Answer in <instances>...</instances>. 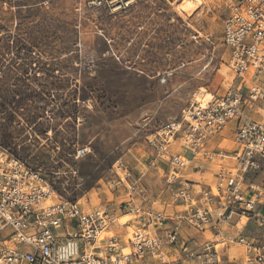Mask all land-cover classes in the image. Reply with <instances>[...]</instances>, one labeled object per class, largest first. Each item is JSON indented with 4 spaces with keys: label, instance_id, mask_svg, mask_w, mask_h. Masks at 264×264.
<instances>
[{
    "label": "rangeland",
    "instance_id": "rangeland-1",
    "mask_svg": "<svg viewBox=\"0 0 264 264\" xmlns=\"http://www.w3.org/2000/svg\"><path fill=\"white\" fill-rule=\"evenodd\" d=\"M184 1L0 6V147L86 209L118 212L128 183L137 181L153 208L183 213L165 190L167 168L149 140L179 118L195 92L240 85L226 64L225 10L201 1L189 15L178 8Z\"/></svg>",
    "mask_w": 264,
    "mask_h": 264
},
{
    "label": "built area",
    "instance_id": "built-area-1",
    "mask_svg": "<svg viewBox=\"0 0 264 264\" xmlns=\"http://www.w3.org/2000/svg\"><path fill=\"white\" fill-rule=\"evenodd\" d=\"M201 1L225 10L226 64L240 85L206 101L195 92L149 140L183 213L153 208L137 181L119 214L86 209L0 147V264H264V0Z\"/></svg>",
    "mask_w": 264,
    "mask_h": 264
},
{
    "label": "bare ground",
    "instance_id": "bare-ground-1",
    "mask_svg": "<svg viewBox=\"0 0 264 264\" xmlns=\"http://www.w3.org/2000/svg\"><path fill=\"white\" fill-rule=\"evenodd\" d=\"M185 3L184 4H179L181 6L178 5V8L183 11V12H189L188 14H192V11H194V9H196L198 7L199 4H201V0H185L184 1ZM210 93H205V95H203V100L206 101L208 100L211 96ZM128 216V215H126ZM125 217V216H124ZM123 217V218H124ZM121 221V220H120ZM123 222V220L121 221Z\"/></svg>",
    "mask_w": 264,
    "mask_h": 264
}]
</instances>
